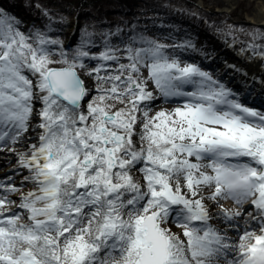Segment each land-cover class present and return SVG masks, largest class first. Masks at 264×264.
Segmentation results:
<instances>
[{
	"label": "snow or ice",
	"instance_id": "snow-or-ice-1",
	"mask_svg": "<svg viewBox=\"0 0 264 264\" xmlns=\"http://www.w3.org/2000/svg\"><path fill=\"white\" fill-rule=\"evenodd\" d=\"M20 23L0 9V152L27 172L0 180V264H264V79L234 90L181 61L190 42L105 32L97 54L84 30L70 52Z\"/></svg>",
	"mask_w": 264,
	"mask_h": 264
},
{
	"label": "rangeland",
	"instance_id": "rangeland-1",
	"mask_svg": "<svg viewBox=\"0 0 264 264\" xmlns=\"http://www.w3.org/2000/svg\"><path fill=\"white\" fill-rule=\"evenodd\" d=\"M30 1H31L30 2L31 5H34L36 3L35 4L36 6L40 5V7H45V8L48 7V8L54 9V11L52 12V14L48 13V11H43L44 13L43 16L46 22L45 23L46 27L42 24L37 23L33 19L29 18L28 20L33 22L34 24V25L33 24L31 25L30 22L26 21V18L24 19V16H19L18 21L21 22L20 25L23 26V24H26L24 30L21 28L20 29L27 33L35 29H41L43 27L41 30L47 31L51 38L59 39L65 45H67V41L70 37L72 25L77 24L76 22L77 16H76L75 10L78 8V0H34V2H32L33 0H30ZM135 1H138V0H135ZM230 1L228 0H166L165 2H168L172 6L180 5L185 9L188 7L196 8L197 5L195 4H199L202 6L203 10L205 11L209 10L210 12L209 11L207 12L211 13L214 17H216V20H220L219 22H221L224 25L223 26L224 34L231 33L234 36V38L239 41H241L240 40L241 38L246 39L248 42H251L254 48L259 49L260 51H264V27H259V26L251 25V24H243L241 26H237L236 24L234 25L233 22H231L232 18L236 20L252 21L249 18V16H251L252 13L254 12V9L257 5V0H230ZM132 2H134V0ZM193 2H195L194 5L191 4ZM110 4H112L110 0H101L100 2L99 1L96 2L95 5L97 6L94 7L95 9L93 8V13L95 14V17L90 16L87 18L88 20L86 19L85 21H83L84 22V27L82 28L83 31L87 30L89 32V29H90L89 24L94 25L97 23L98 28L100 27L99 25H101L104 22L108 23L109 25L111 24L110 22H116V24L119 23L123 25L122 23L125 21L124 19L126 15L116 12V11L109 12L108 8L110 7ZM141 5L144 7L147 5V3L141 4ZM115 7L119 8L120 6L117 4H113V6L110 9L115 8ZM136 7H138L137 9L143 8L141 6L140 7L136 6ZM0 9H3L7 15H10V16L12 15L9 9L2 8L1 6H0ZM197 9L199 8L197 7ZM194 14H199V13H194ZM96 15L103 17L102 18L103 20L97 19ZM49 19H53V23L54 22L66 23V21H68L67 23H69V25L63 34L61 33V35H57V36L52 35L54 33H51L48 29L49 25L51 24V21H49ZM100 20L102 22L101 24H99ZM110 27L115 28V30H113L114 33L117 30H120L116 28L117 27L116 25H114V27L110 25ZM110 27L106 28L104 31L111 32ZM80 38H79V41H80ZM157 41L160 43L166 44V45L169 42V41H161V40H157ZM77 45L78 44L74 46L73 50L77 47ZM100 50L101 49L99 48H95L93 51L98 54ZM58 58H59L58 55L53 56V59H58ZM122 62L127 63V61H122ZM189 63H193V62H189ZM54 66H59V65H54ZM94 66L95 64H92L89 67H94ZM201 68L203 70L209 71L204 67H201ZM89 85L91 86L93 85L95 87L94 82H92V84L89 83ZM95 94L96 93H94V95ZM109 103H114V102L109 101ZM121 107H123V105L119 103H115L114 110L119 109ZM161 108L169 109V108H165L164 105H160L158 107H155L151 114L154 115L155 112L159 111ZM172 228H173V225H172ZM172 231L175 232V229H172Z\"/></svg>",
	"mask_w": 264,
	"mask_h": 264
},
{
	"label": "bare ground",
	"instance_id": "bare-ground-1",
	"mask_svg": "<svg viewBox=\"0 0 264 264\" xmlns=\"http://www.w3.org/2000/svg\"><path fill=\"white\" fill-rule=\"evenodd\" d=\"M230 1V0H228ZM231 2V1H230ZM249 18L253 21L259 22V23H264V0H257V5L254 9V12L252 13L251 16H249ZM239 59V58H236ZM226 61H228L227 59H225ZM238 61H243V60H238ZM86 84L88 85V81H86ZM14 201H16V203L18 204V201L16 199H12ZM15 205H11L9 206L10 209L12 207H14ZM181 232V229H176L175 233L179 234Z\"/></svg>",
	"mask_w": 264,
	"mask_h": 264
},
{
	"label": "trees",
	"instance_id": "trees-1",
	"mask_svg": "<svg viewBox=\"0 0 264 264\" xmlns=\"http://www.w3.org/2000/svg\"><path fill=\"white\" fill-rule=\"evenodd\" d=\"M88 0H80V2L82 3V2H87Z\"/></svg>",
	"mask_w": 264,
	"mask_h": 264
}]
</instances>
